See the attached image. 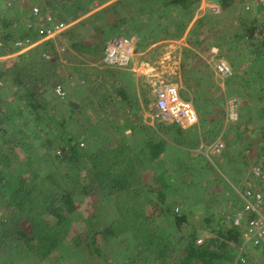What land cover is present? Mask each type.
I'll return each mask as SVG.
<instances>
[{
  "label": "trees",
  "instance_id": "trees-1",
  "mask_svg": "<svg viewBox=\"0 0 264 264\" xmlns=\"http://www.w3.org/2000/svg\"><path fill=\"white\" fill-rule=\"evenodd\" d=\"M82 1V3L77 1L73 3L74 5H70L71 3L69 4L67 0L56 6L52 2L49 3L52 9H58L57 19L69 23L91 10L88 8L94 0ZM215 1L221 3V7L230 6L232 3L231 0ZM200 2L201 0H115L105 10L93 12L60 32L57 36L60 41L59 45L56 38L41 41L34 47L18 53L15 61L8 68L0 65V80L4 78L8 82L5 90L0 89V250L4 253L0 264L50 262V253L64 243V239L69 233L72 221L70 215L75 209L73 190L68 185L61 184L55 174L41 175L39 169L55 164L56 161L58 163L69 159L80 161L85 158L87 160L88 157L79 147L78 137L64 128L66 123L72 120V115L80 110L69 102L68 108L64 111L53 113L50 111L54 107L53 97L61 98L55 94V87L58 84L63 87L61 82L69 84L74 77L77 80V85L84 86L79 81L80 79L84 81V78L75 73H80L83 65H86L85 62L101 61L107 42L114 36L138 35L143 40V43L138 46L141 49L167 38L177 39L193 20L194 12ZM1 3L0 17L4 29L18 28L23 33L22 37L30 36L37 39L32 30L24 27L20 9L13 12L14 8L8 9L3 6L5 10H2ZM23 10L25 11L22 13L25 14L27 9ZM108 11L112 12L109 14V18L105 16ZM200 22V18L196 19L195 23L193 22L194 26L189 27L187 38L188 42L198 49H201V42L192 40V36L194 34L198 36V33L203 34L202 26L198 25ZM85 24L91 29L80 30L81 26ZM259 32L260 30L255 27L244 28V32L238 37L250 43L254 40L255 33ZM13 36L12 33L6 32L1 34L0 40L5 45L7 42L17 39ZM59 46L65 47V50L60 52L57 49ZM260 46L261 44L253 52L255 57L260 54ZM45 53L53 54V60H46L43 57ZM183 55L187 60L199 59V56L190 49H184ZM62 59L67 63H76L73 61L79 60L80 66L76 69L72 67L71 71L60 74L58 70ZM184 64L185 62L182 64L183 67ZM183 67L182 69H185ZM236 68L238 66L233 65L231 74L224 78L225 95H234L240 98L242 109L248 108V104L252 102L257 105L264 104V66L255 70L250 79L245 78L244 74L240 76L235 71ZM185 84L187 83L185 82ZM211 88H214V84L210 82ZM8 93L14 97L11 102H6V99L2 98L5 96L4 94ZM198 94L204 96V92H198ZM222 100L220 95L213 96L211 104H206L208 107L206 113L202 110L203 103L199 100L196 102L195 108L200 123H206L205 116L211 115V121L207 122L208 133L203 132L199 135L205 142L212 141L220 132L222 120H216V117ZM213 106H217V109H213ZM51 125L57 127L55 137L59 143L56 147L53 146L51 139L53 134H50ZM175 126L177 132L180 133L178 144L181 147L176 148V151H173L170 156L176 159L174 171L180 168V172H184L193 164L191 165V158L188 163L183 161L185 159H179L180 154L184 153L187 156L189 154L182 147H197L200 139L196 136L192 138L182 135L183 129L176 124L172 127ZM240 126L237 125L234 128ZM143 127L146 129L139 130L144 146L142 152L146 154L145 164L152 163L154 167L163 168L164 162L159 161L158 158L165 150L167 141L157 134H166L168 128L162 125H158L156 130H149L147 126ZM193 127L195 129L196 124ZM245 130L252 133L257 131L248 127ZM258 132V138L262 144L252 163H249L244 150L227 158L228 163L237 164L236 171H246L249 164H264V127L260 128ZM25 143L29 145L27 151H31V155H27L25 159L18 158L17 149ZM37 143H39V149L35 147ZM250 146L251 144L248 143L247 147ZM54 148H59L60 153H52L51 150ZM127 151L130 152V150ZM128 152L122 148L99 147L90 157L93 168H97L99 163H102V170L105 171L104 179H99V185H103L104 181H107L106 186L109 192L117 194L119 197L115 203L122 202L123 206L126 205V202H130L129 194L127 193L126 196L123 194L125 195L132 185L133 170ZM170 156L168 155L167 160L171 158ZM167 163H171V161L168 160ZM144 165L139 164L140 169ZM25 168L34 175L32 178H29L28 174L26 177L23 172ZM66 176L64 175L63 178ZM134 177L138 180L141 179L139 175ZM155 181L160 185V188L156 190V198L163 206V212L172 218L173 226L182 230L184 223L189 224L190 211L186 209L180 212L174 211L175 206L167 194L170 183L162 175L156 177ZM121 208L118 206L119 211ZM48 216L54 217L55 221H49ZM206 221L211 222L209 217L206 218ZM219 221H216L218 223L215 222L216 224L210 228L208 223L201 225L202 229L214 235L206 237L201 244L195 243L199 232L195 228L188 231L187 235L181 236L182 238H175L176 244L181 243L178 253L175 252L170 232L164 231L162 228H156L145 236L142 232L138 233V230L133 229V226L137 227L134 221H129V227L122 231L126 233L131 243L140 241L141 245L149 250L152 260L148 264H219L232 259L236 254V249L245 246L242 240V228L224 222L221 216ZM116 222L112 221L102 230H99L95 224L88 223L89 228L86 229L85 237L87 236L90 240V245L88 242L81 245V234L70 240L78 253L80 255L82 253L83 264L90 263V260L83 256L85 252H89V249L99 252L104 245V239L107 236H115L113 228L116 226ZM255 247L262 249L261 264H264V240ZM244 256L242 253L235 260V264H250Z\"/></svg>",
  "mask_w": 264,
  "mask_h": 264
},
{
  "label": "rangeland",
  "instance_id": "rangeland-1",
  "mask_svg": "<svg viewBox=\"0 0 264 264\" xmlns=\"http://www.w3.org/2000/svg\"><path fill=\"white\" fill-rule=\"evenodd\" d=\"M2 1L4 0H0V3ZM67 1L69 4L71 3L70 5H74L73 3L77 1L83 2L82 0ZM114 1H92L88 8L91 10L74 20L71 24L93 12L105 10ZM231 1L233 4L231 3L230 6L221 7V3L215 0H206V4L210 2L219 4L220 9L217 13L211 12L207 7H202L204 8L202 12V9L199 8L201 2L197 6L193 20L187 25L185 31L187 32L189 27L194 26L193 22L195 23V20L200 18L201 22L198 25L202 26L203 34L198 33V36L197 34L192 36V40H200L199 42L202 45L201 49L196 48V51H193L199 56V59H185L183 46L180 47L181 49L178 47V44L172 47L170 46L171 41L162 43L166 40L164 39L155 43L156 46H153L152 49H149L151 48L149 46L144 48V51L147 48L149 50L143 55H134L133 61L126 67L130 68V70L112 69L104 66L101 61L85 62L86 65L82 67L80 73H75L84 78V81L82 79L79 80L80 84L84 86L77 85L75 78L70 81V86L65 82H61L63 83L65 95L63 98L53 97L54 107L50 111L52 113L64 111L68 108L69 102L76 104L74 107L80 111L72 115V120L68 121L64 128L78 137L80 141L79 147L83 149L88 158L87 160L85 158V160L80 161L69 159L60 163L56 161L55 164L39 169L41 175L47 173L55 174L61 184L68 185L73 190L75 209L70 215L72 221L68 236L64 239V243L60 244L56 250L50 253V262L37 263V261H34V264H83L82 253L81 255L78 253L75 245L70 240L81 234V245L83 246L85 242H88V245H90V240L87 236L85 237L86 229L89 228L88 223L95 224L99 230H102L112 221H117L116 226L113 228L116 233L115 236H107L99 252L89 249V252L83 254V256H86L90 260L89 264H148L152 260L149 250L141 245L140 241L136 243L132 241L131 243L126 233L122 231L129 227V221H134L137 227L133 226V229L135 231L138 230V233L142 232L145 236L156 228L169 231L175 252L178 253V247L181 243L176 244L175 238H182L181 236L187 235L188 231L195 228L199 231L197 239H201L203 242L206 237L214 236L201 227V225L208 223L206 218L209 217L211 220L208 223L210 228L218 223L216 221H219V217L223 211L229 210L231 207L239 204L236 185L248 175L250 168L254 164H249L246 171H236L237 164L234 162L228 163L227 158L244 150L249 163L253 162L262 144L258 138V130L264 127V104L257 105L252 102L245 109H242L240 106L236 123H227L224 117V79L221 80L216 76L213 66L218 60L225 61L231 66L232 70L233 65L238 66L235 71L240 76L244 74V77L249 79L253 76L255 70L264 66V0H254V2L252 0ZM2 3L1 8L5 10ZM53 4H55L54 6L58 5L56 3ZM245 4L249 5V10L245 9ZM19 9L23 15L24 13L22 12L25 11L23 9L26 8L16 7L12 11L17 12ZM256 11H258V15L255 14ZM53 12L56 14L58 9H53ZM111 13L108 11L105 13V16L109 18V14ZM1 19L0 17V37L1 34L6 32L12 33V35L23 34L18 28L4 29ZM87 24L81 26L80 30L91 29ZM249 27H255L260 30L259 33H255L254 40L250 41V43L238 37L244 32V28ZM182 35L184 34L182 33L180 36ZM188 36L187 32V38ZM55 38L57 39L58 37ZM56 41L57 44L60 42L59 39ZM140 43H143V40ZM9 44L11 42H7L5 47L10 46ZM260 44V54L257 55L258 57H255L253 52ZM60 48L61 46L57 49L60 51ZM191 48L193 47L191 46ZM212 48H217L218 53L211 52ZM140 49L139 47L138 51ZM170 50L174 53L169 54ZM50 55L51 60H53L54 55ZM179 56L180 58L178 59ZM183 61L185 62L184 67L182 66ZM60 62L61 66L58 70L60 74L71 71L72 67L76 69L80 66L79 60L73 61L76 63H67L62 59ZM5 63L9 65L7 62L1 63V65L6 67ZM132 65L136 66V69L132 70ZM182 67L185 69H182ZM200 70L203 71L200 72ZM152 81L156 82L157 85L159 81L176 84L181 96L191 99L194 105H196L197 100L203 103L202 110L205 113L208 109L206 104H211L213 96L220 95L221 99L223 98L222 104L221 106L219 105L218 109L217 106H213V109H217L218 112L216 120H222V126L217 136L220 134L226 144L225 149L220 155L205 157L199 151V143L195 148L182 147L189 154L187 156L182 153L179 159H185L183 161L188 163L191 158V165L193 164V166L185 170L182 168L184 172H180V168L174 171L176 166L175 158L172 159V163H167V165L163 163V168L154 167L152 163L145 164L146 154L142 152L144 146L140 137L136 139H124L125 135H122L118 130L119 128L125 129L128 125H132L135 122L143 124V129V126L148 124V122H152L155 126L159 124L151 116L154 104ZM210 82L214 84V88L210 89ZM7 84L8 82L4 78L1 79L0 89L5 90ZM68 89L75 91L69 92L71 93L69 95L68 92L66 93ZM198 92H204V96H199ZM4 95L6 97L3 96L2 98H5L6 102H11L14 98L11 93ZM205 95L208 96L206 97ZM134 99H136V102H133ZM205 118L207 122L211 121V115L205 116ZM207 122L204 124L198 123V132L208 133L209 125H206ZM202 125L206 129L203 130ZM237 125L241 126L234 128ZM51 126L52 131L50 134L53 133L51 139L53 146L56 147L59 143V140L55 137L57 127ZM246 127L252 130L254 128L257 131L254 133L247 132L245 130ZM169 129H173V127ZM187 129L188 127L185 128V130ZM170 131L173 132H170L168 135L162 133H158L157 135L163 137L168 143L181 147L178 144L180 141L176 136V129L174 128ZM190 132L191 137L194 138V132L192 130ZM172 133L174 136L171 135ZM136 134L140 135L141 131H136ZM185 135L190 136L189 133H185ZM155 139L157 138L155 137ZM248 143L251 144L250 147H247ZM38 144L35 145L36 149H39ZM28 147L29 145L26 143L20 145V148L18 147V152L16 153L18 158L25 159L27 155H31V151H27ZM99 147L122 148L126 152L130 150L128 153L129 162H131L133 170L132 185L125 195L123 194V196H126L128 193L130 200L124 206L122 202L115 203V200L119 199V197L117 194L109 192L106 186L108 184L107 181H104L103 185H99V179L103 178L105 171L102 170V163H99L97 168H93V162H91L90 158ZM51 151L55 154L60 153L59 148H54ZM165 154L164 151L158 160L163 162L162 158L163 156L165 157ZM141 163L145 165L140 169L139 164ZM169 167L171 168L170 170L167 169ZM26 169L23 170L26 177L28 174V177L32 178L34 175ZM64 175L67 176L63 178ZM133 175H139L141 179H135L136 177ZM161 175L170 183L167 194L175 206L174 211L180 212L184 209L190 211L188 216L189 224L184 223L182 230H179V227L175 225L173 226L172 218L163 212V206L157 201L156 190L160 188V185L156 183L155 178ZM118 206L122 207L121 211L118 210ZM47 218L49 221H55V218L52 216H48ZM141 240H143L142 237ZM236 250L235 257L233 256L229 261H222L219 264H235V260L242 253L245 255V260H249L250 264H261V248L247 244ZM3 256L4 253L0 250V260Z\"/></svg>",
  "mask_w": 264,
  "mask_h": 264
},
{
  "label": "built area",
  "instance_id": "built-area-1",
  "mask_svg": "<svg viewBox=\"0 0 264 264\" xmlns=\"http://www.w3.org/2000/svg\"><path fill=\"white\" fill-rule=\"evenodd\" d=\"M64 0H4V7L26 8L21 21L26 29L32 30L37 39L25 36L14 40L12 43L22 51H26L37 43L49 39H55L60 32L65 30L71 23H65L57 19L49 2L56 4ZM241 1V0H237ZM207 7L211 12H219L220 6L215 2H210ZM245 9L249 5L245 4ZM31 31V32H32ZM142 38L138 35L130 37L114 36L107 42L101 58V63L109 68H125L132 62L134 55L138 54V46ZM0 40V49L3 48ZM64 48H60V51ZM211 52L217 54V48H212ZM46 60H51L50 54H43ZM213 70L221 80L231 74L232 68L225 61L218 60L214 64ZM154 104L152 117L159 122L173 123L182 128L193 126L198 122L195 105L191 99L183 98L176 84L171 82L152 81ZM55 94L63 97L65 92L61 85L55 87ZM224 117L227 123L238 120L240 99L237 96H227L224 93ZM225 122V123H226ZM225 141L219 134L212 141H200L199 151L205 156L220 155L225 149ZM236 189L239 195V204L223 211L221 218L224 222L242 228L243 245L258 246L264 240V164H255L250 168L246 177L237 183ZM196 244H201L202 240H195Z\"/></svg>",
  "mask_w": 264,
  "mask_h": 264
},
{
  "label": "crops",
  "instance_id": "crops-1",
  "mask_svg": "<svg viewBox=\"0 0 264 264\" xmlns=\"http://www.w3.org/2000/svg\"><path fill=\"white\" fill-rule=\"evenodd\" d=\"M243 1V0H242ZM244 1H246V0H244ZM253 2H254V0H252ZM3 4V6H4V2L2 3ZM207 4H209V3H207ZM207 4H206V0H202L201 1V6L199 7L200 9H202V12H203V9L204 8H202V7H207ZM218 4V3H217ZM232 4H233V2H232ZM219 5V4H218ZM234 5H236V4H234ZM221 6V5H220ZM208 8V7H207ZM244 8V7H243ZM200 9H198V11H200ZM249 10V9H248ZM256 15H258V11H256V13H255ZM23 16V15H22ZM22 16H21V18H22ZM188 30H189V28H188ZM188 30H187V32H188ZM187 32L185 31V32H183V34L184 35H182V36H180V37H178L177 39H169V38H167L165 41H163L162 43H168L169 41H171L172 43L170 44V46H172V47H175V45H177L178 44V47L180 48L181 46H183V50L184 49H190L192 52L194 51H196V48L195 47H193V45L191 44V43H189L188 42V40H187ZM21 34H18V35H14L13 36V38L14 37H17V39H19V38H21L22 37V35L20 36ZM20 36V37H19ZM19 37V38H18ZM24 37V36H23ZM22 37V38H23ZM17 39H15V40H17ZM155 43H157V42H155ZM155 43H153V44H151V46H149V47H151V48H149V49H152V47L153 46H156V44ZM38 44V43H37ZM159 44V43H158ZM10 46H7V47H5V45L3 46V48L2 49H0V65H1V63H4V62H7V63H9V65L8 64H6L5 66V68H8L11 64H12V62L14 61V59H15V57H16V55L18 54V53H20V52H24V51H22V50H20V49H18L17 47H15L14 45H13V43L11 42V44H9ZM169 46V45H168ZM168 46H166V47H168ZM191 46L193 47V48H191ZM34 47V46H33ZM32 48V47H31ZM148 48H147V50H145L144 51V49L143 50H139L138 51V54L137 55H143L144 53H146L148 50H149ZM181 49V48H180ZM28 50V49H27ZM169 54H173L174 52H172V50H170L169 52H168ZM180 58V56L178 57V59ZM133 61V60H132ZM143 62H145V61H143ZM2 66V65H1ZM84 66V65H83ZM143 67H144V65H142ZM132 67L133 68H131L132 70L133 69H136V66H133L132 65ZM192 67H194V65H192ZM112 69H129L130 70V68H112ZM199 71V70H198ZM203 70H200V72H202ZM155 74H157V73H155ZM200 77H201V75H200ZM75 78V77H74ZM73 78V79H74ZM73 79H71V80H73ZM67 85H69L70 86V82H69V84H67ZM178 87V86H177ZM222 87V86H221ZM63 88V87H62ZM64 89V88H63ZM75 90H73V89H68V91H66V93L68 92V94L70 95L71 93H69V92H74ZM206 97L208 96V95H205ZM133 102H136V99H134L133 100ZM199 121V120H198ZM159 122V121H158ZM198 123L199 122H197L196 123V127H195V129H194V127L193 126H190V127H188V129L187 130H185V128H182L183 129V133H182V135H184L185 136V133H189L190 134V136H191V132H190V130H192V132H194V135L198 138L199 137V135L201 134V132H198V129H199V127H198ZM171 124H173V123H164V122H159V124H156V126L154 125V124H152V122H148V124H146L145 126H147L148 128H149V130H151V129H157L156 127L158 126V125H162V126H165V127H167L168 128V132L166 133L167 135L168 134H170V132H173V131H170V130H173L174 128L176 129V127H173V129H169V128H172V126L173 125H171ZM142 125L143 124H139V123H134V124H132V125H130V126H127V128H125V129H120L119 128V132L122 134V135H125L124 136V139H136V138H138V137H140V139H141V135H139V134H136V131H138L139 129H141V131H142ZM206 125H208V124H206ZM205 125V126H206ZM152 127V128H151ZM144 129H146V128H144ZM202 129L204 130V129H206V128H203V125H202ZM128 131V132H127ZM177 131V130H176ZM123 132H124V134H123ZM126 132H127V134H126ZM161 134V133H160ZM180 133L179 132H177V137L179 138V140H180V135H179ZM197 134V135H196ZM171 135H173V133L171 134ZM174 136V135H173ZM199 139H200V141L202 140L201 139V137H199ZM156 140V139H155ZM200 143V142H199ZM166 147H165V157L163 156V162L166 164L167 162H168V160L169 161H172V159H174V157H172V156H170L171 154H172V152L173 151H176V148H178V146L177 145H175V144H171V143H168V142H166V145H165ZM180 146V145H179ZM189 148H195V147H189ZM163 151V152H164ZM163 152L160 154V155H162L163 154ZM168 155L171 157V158H169L168 160H167V157H168ZM172 163V162H171ZM167 165V164H166Z\"/></svg>",
  "mask_w": 264,
  "mask_h": 264
},
{
  "label": "water",
  "instance_id": "water-1",
  "mask_svg": "<svg viewBox=\"0 0 264 264\" xmlns=\"http://www.w3.org/2000/svg\"><path fill=\"white\" fill-rule=\"evenodd\" d=\"M71 104L76 106V104H75V103H73V102H71Z\"/></svg>",
  "mask_w": 264,
  "mask_h": 264
}]
</instances>
